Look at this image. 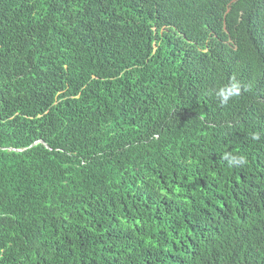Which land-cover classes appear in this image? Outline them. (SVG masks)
<instances>
[{"label": "trees", "instance_id": "16d2710c", "mask_svg": "<svg viewBox=\"0 0 264 264\" xmlns=\"http://www.w3.org/2000/svg\"><path fill=\"white\" fill-rule=\"evenodd\" d=\"M0 264H264V0H0Z\"/></svg>", "mask_w": 264, "mask_h": 264}, {"label": "clouds", "instance_id": "9594fccd", "mask_svg": "<svg viewBox=\"0 0 264 264\" xmlns=\"http://www.w3.org/2000/svg\"><path fill=\"white\" fill-rule=\"evenodd\" d=\"M247 90V86L242 84L235 76H233L227 83L220 85L216 89V96L222 106L227 105L234 98L239 97L243 91ZM251 139L259 140L258 133H253ZM223 159L227 161L230 167H240L247 163V157L244 154L225 153Z\"/></svg>", "mask_w": 264, "mask_h": 264}]
</instances>
